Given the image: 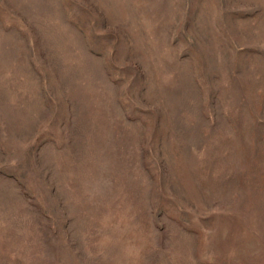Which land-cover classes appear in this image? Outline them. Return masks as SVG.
<instances>
[{
  "label": "rangeland",
  "instance_id": "obj_1",
  "mask_svg": "<svg viewBox=\"0 0 264 264\" xmlns=\"http://www.w3.org/2000/svg\"><path fill=\"white\" fill-rule=\"evenodd\" d=\"M0 264H264V0H0Z\"/></svg>",
  "mask_w": 264,
  "mask_h": 264
}]
</instances>
